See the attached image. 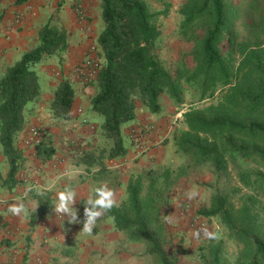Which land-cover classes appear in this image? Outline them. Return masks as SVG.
Segmentation results:
<instances>
[{
	"label": "trees",
	"instance_id": "16d2710c",
	"mask_svg": "<svg viewBox=\"0 0 264 264\" xmlns=\"http://www.w3.org/2000/svg\"><path fill=\"white\" fill-rule=\"evenodd\" d=\"M62 2L59 0L58 5ZM263 7L264 2L263 6L260 2L252 9L258 12ZM180 12L183 22L179 32L192 43L193 63L189 66L182 62L180 72L172 76L155 53L160 36L156 19L160 12L150 10L144 0H101L103 28L97 43L103 63L93 82L96 90L90 102L94 112L102 117L98 133L110 145L90 144L78 158L86 169L98 167L96 173L102 174L106 159L127 153L122 129L136 118L138 103L151 113H159L162 105L158 97L162 93L182 103L181 93L190 87L198 91L199 101L220 92L215 103L191 105L181 114L184 126L173 132L172 139L176 151L187 158L186 163L174 170L148 169L137 173L127 181L126 196L119 203L94 199V214L110 217L114 227L125 233L126 240L143 243L154 264H179L160 240L164 227L157 217L172 179L188 174L200 164L209 165L215 176L226 177L229 161L236 163L238 155L264 160V46L262 51L259 49L262 42L243 46L237 40L236 11L227 0H185ZM248 18L246 26L256 20ZM67 47L65 29L46 22L39 30L38 45L23 53L0 78V144L8 159L10 180L15 178L23 160V152L15 141L26 123L25 107L41 89L34 66ZM235 52L240 53L237 64ZM74 94L71 80L62 77L49 105L52 117L70 119ZM35 147L41 160L50 159L55 153V147L46 140ZM240 174L242 183L249 186L248 176ZM258 181L264 183V173H260ZM46 205L43 199L38 200L30 224L45 213ZM198 213L217 216L232 231L240 246L233 264H264V218L259 219V211L253 213L244 206L234 212L227 196L216 191L209 205L199 208ZM200 256L203 264H227L222 239L212 238Z\"/></svg>",
	"mask_w": 264,
	"mask_h": 264
},
{
	"label": "crops",
	"instance_id": "0c3cea01",
	"mask_svg": "<svg viewBox=\"0 0 264 264\" xmlns=\"http://www.w3.org/2000/svg\"><path fill=\"white\" fill-rule=\"evenodd\" d=\"M58 1L0 0V78L23 53L38 45L39 30L46 22L62 26L68 34V48L55 57L57 67L39 62L34 66L41 89L38 97L28 103L24 110L26 123L15 141V146L23 152V160L13 180L8 178L9 163L0 144V241L15 242L19 246V256L14 263L7 261L9 251L0 257V261L3 264H116L119 260L117 256L127 258L124 245L121 246L123 241L118 239V230L110 217L94 214V199L97 197L106 204H116V189L114 195H110L111 200L107 201L100 193L104 182L102 175L96 173L98 167L86 169L78 162L79 157L72 156L74 145L81 140L73 145L67 141L52 140L55 153L46 160L37 157L36 147L24 143L30 125L45 129L47 133L43 140L50 134L58 133L54 122L56 118L52 117L49 105L62 77L71 80L75 92L71 116L63 121L66 130L62 134L87 132L88 126L82 122V118L98 127L102 121H94L98 115L90 102L96 90L95 84L82 82L72 73L74 66L89 54L90 44L96 43L97 35L103 28L101 0H84L85 19L74 12L73 0H63L61 5H58ZM86 21L91 23L94 30L92 36L83 27ZM52 70H58L60 75L56 76ZM163 111L137 112L136 118L126 127L124 125L125 134L130 125L150 120L159 125L157 132L151 134L152 140L161 138L166 126V121L160 118ZM168 138L167 142L171 140ZM124 143L127 153L130 152L129 141ZM89 148L86 145L83 147L85 150ZM164 149L162 144L156 151L147 154L161 156ZM154 155L141 157L125 167H117L122 156L106 159L105 164L109 168L116 166L114 169H121L117 171L126 187L129 174L125 173L128 169L146 166ZM113 171L116 174L117 171ZM39 199L47 203V208L41 217L30 224V215L38 207Z\"/></svg>",
	"mask_w": 264,
	"mask_h": 264
},
{
	"label": "rangeland",
	"instance_id": "374dc122",
	"mask_svg": "<svg viewBox=\"0 0 264 264\" xmlns=\"http://www.w3.org/2000/svg\"><path fill=\"white\" fill-rule=\"evenodd\" d=\"M144 1L149 6L150 10L160 12L156 19V23L160 29V36L156 42L155 53L162 60L172 76H176L180 72L179 68L182 62L186 61L189 66L193 63L190 53L192 43L189 39L182 37L179 32V28L183 22V15L181 14L180 9L185 0ZM227 2L229 6L236 11L235 30L237 32V40L242 42L243 46H254L257 42H262L261 47H259L262 51V47L264 46V22L261 21L264 16V7L260 8V11L258 12L255 9H252V7H255L256 3L260 2H262L263 6L264 1L227 0ZM76 3L77 0H73L72 8L74 12L77 16L85 19L84 10L83 15L81 16L76 10ZM249 16H251V18H256V20L254 23L251 22L252 24L249 23L251 21L249 20V25L246 26L245 21H248ZM51 24L56 23L52 22ZM83 27H85L84 29L89 31L90 36H92L94 30L92 29L91 23L86 21ZM97 38L96 43L92 42L90 45H96V55L102 64L103 58L101 52L100 56L98 55L99 46ZM63 52L59 55H52L44 58L39 64L44 63L46 65L57 67L58 63L55 60V57L60 56ZM239 58L240 53L235 52V64H237ZM52 72L54 73L55 71L52 70ZM55 75H60L58 70L55 72ZM93 82L94 81H91L89 83L92 84ZM181 95L183 97L182 103L176 102L175 99L167 93L159 95L158 101L162 105L161 111L164 110L162 112L163 115H161L160 118L162 120L164 119L166 124L171 126V128L169 127L168 129L170 132L168 137H170L172 141L170 140L167 142V140H169L168 137L164 139V143L162 144L165 149L161 156H157L156 153L141 156L143 158L144 156H153L155 154V157H151L149 159L150 162L146 166L135 167L133 170L128 169L125 174H129V178L148 169H153L157 172H160L165 168L174 170L178 165L186 163L187 158L176 151L172 139L173 132L182 129L184 126L183 123L180 122V119L182 118L180 114L191 105L203 107L209 103H215L220 97V92H216L214 96L206 97L202 101L198 100V91L193 87L185 89ZM137 109L139 114L142 113V111H148L140 103H138ZM100 119L102 120V117L101 115H98L94 121L98 122ZM54 122L56 125L55 128H58V133L56 132V134L48 135L46 141H67L70 145H73L71 142L72 140H74V142L81 140L79 141V144H83V147L86 145L87 147L90 146V144H93V140H95L94 144H97L99 147H108L110 145L109 140L104 139L99 135L98 126L97 124L95 125V123H92V125L96 127V131L93 133L87 130V132L83 131V133H75L71 131L67 134H62V131L65 132L66 130L63 121L56 119ZM125 127L122 129L124 142L128 140L127 134H125ZM43 130L46 136L47 132L44 128ZM84 140H86L85 143L82 142ZM138 159L139 158L134 159L133 161ZM133 161L130 160L129 162ZM125 166L126 164L117 165V167ZM114 168H109L105 164L104 173L101 174L104 184L100 188V193L104 194V198L107 201H110V195H114V190L116 189V203H119L126 196V187L125 182L120 180L121 176L118 173L119 171H117L121 169ZM124 169L125 168L122 170ZM113 170L117 171L116 174ZM242 172L248 176L249 186H246L240 180V173ZM261 172L264 173L263 159H248L238 155L236 163H233L231 160L229 161V174L226 177H217L213 174L209 165L200 164L192 168L188 174L179 177L177 176L170 181V185L165 190L164 199L159 206L157 217H160L159 219L162 221V226L164 227V231H160V240L170 255L178 260L179 264H203L200 255L202 252L206 251L212 238H214V240H223L224 254L227 264H233L236 261L240 246L232 237V231H229L227 227L220 222V219L217 216L206 217L199 214L198 209L208 206L212 194L216 191H220L227 196L228 204L233 208L234 212L247 206L253 213L255 211L260 212L259 219L264 218V183L260 184V181H258ZM121 173L122 172H120V174ZM153 217L156 219L155 213H153ZM196 218L202 220L208 226L207 232L198 235L196 232L192 231L190 225ZM116 235L119 240L123 241L121 246L124 245L123 251L125 252L124 255L127 257L122 259L120 256H117L120 261L118 260L116 264H154L152 257L145 253V246L143 243L126 240L125 233L120 230L116 231ZM0 245L4 246L0 249V257L5 255L6 251H9V254L7 253V261L9 262L12 257L11 249L19 248V246L17 244L15 245V242L5 241H0ZM113 248L116 249L115 246ZM120 252L121 251H119V253ZM0 264H3V261H0Z\"/></svg>",
	"mask_w": 264,
	"mask_h": 264
},
{
	"label": "built area",
	"instance_id": "2783aa9c",
	"mask_svg": "<svg viewBox=\"0 0 264 264\" xmlns=\"http://www.w3.org/2000/svg\"><path fill=\"white\" fill-rule=\"evenodd\" d=\"M83 2L84 0H77L75 5L76 10L83 15ZM101 67L100 60L96 55V45L92 44L89 48V54L77 63L73 68V75L79 78L82 82L89 83L94 81L98 71ZM81 112V110H79ZM181 115V114H180ZM178 119V118H176ZM82 122L88 126V130L90 132H95L96 127L92 125L86 118H82ZM169 127L165 126V133L159 139L151 138V134L153 132H157L159 129V125L155 121L150 120H142L136 122L128 127L127 130V139L130 144V152L126 153L122 158L119 160V164H127L130 160L133 161L134 159L140 158L141 156L156 151L160 148L161 144L163 143L164 139H166L169 135ZM45 137L44 130L37 126V125H30L27 131V135L24 138V143L30 146H37L42 142L43 138ZM73 144L76 143L74 140L71 141ZM83 144L74 145L72 149V156L79 157L83 154ZM192 231L196 232L198 235L203 234L208 231V226L200 219L196 218L190 225ZM4 247L0 245V249ZM12 257L10 262H14L16 258L19 256V250L17 248L11 249Z\"/></svg>",
	"mask_w": 264,
	"mask_h": 264
}]
</instances>
